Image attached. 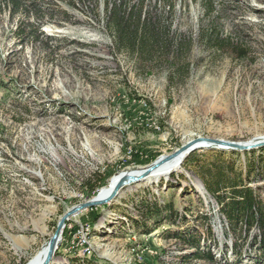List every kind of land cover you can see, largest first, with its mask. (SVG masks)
<instances>
[{
	"label": "rangeland",
	"instance_id": "374dc122",
	"mask_svg": "<svg viewBox=\"0 0 264 264\" xmlns=\"http://www.w3.org/2000/svg\"><path fill=\"white\" fill-rule=\"evenodd\" d=\"M105 1L0 0V264H26L121 170L198 137H264V0H120L170 33L147 60L116 48ZM218 166L264 202V146L199 147L181 170L72 216L51 264H256L258 225L234 233L201 179Z\"/></svg>",
	"mask_w": 264,
	"mask_h": 264
},
{
	"label": "trees",
	"instance_id": "16d2710c",
	"mask_svg": "<svg viewBox=\"0 0 264 264\" xmlns=\"http://www.w3.org/2000/svg\"><path fill=\"white\" fill-rule=\"evenodd\" d=\"M15 6H19V0H10ZM144 2L138 1L125 4L120 0L105 1L107 12V26L113 32L116 48L136 59H149L156 51L167 53L171 48V36L165 27H162L156 15L150 10L144 12ZM201 179L208 190L221 206V212L228 220L234 233L238 230L249 231L253 224L259 227V233L255 234V241H259V252H255L253 259L256 264H264V202L256 194L254 189L233 180L224 167H203ZM90 184V183H89ZM227 188L230 195H226ZM91 191H95L94 184L89 185ZM170 212L174 211V205L169 204ZM170 215V214H169ZM163 219H169L171 216ZM171 219V218H170ZM158 222V221H156ZM154 222V227L158 223ZM241 224V225H240ZM149 232L148 230L144 233ZM179 239L183 244L189 243L196 248L197 256L207 261H218L212 250L200 246V241L192 233L180 234ZM238 241L235 239L232 251L238 254ZM248 256H251L248 254ZM224 264H235L225 261Z\"/></svg>",
	"mask_w": 264,
	"mask_h": 264
},
{
	"label": "water",
	"instance_id": "95a60500",
	"mask_svg": "<svg viewBox=\"0 0 264 264\" xmlns=\"http://www.w3.org/2000/svg\"><path fill=\"white\" fill-rule=\"evenodd\" d=\"M261 146H264V137H260L255 140L247 141V142H236V141H230L220 138H211V137H198L196 139L186 142L172 153L162 155L161 157H159L158 159L154 160L153 162L149 163L144 167L124 171L121 179H119V181L117 182L115 189L113 190L110 196L102 200L89 199L87 201L78 203L72 206L63 214V216L60 218L57 224L55 232L51 235L48 241V247H49L48 255L42 264H51L55 251L57 250L59 242L63 237L66 223L72 216L78 214L79 212L85 209L110 203L119 195L120 191L125 186L131 183L140 182L143 179L154 174L155 171L158 169V167L164 162L172 158L178 157L180 155H182V158H184L188 153L199 147H217V148H226L231 150H247Z\"/></svg>",
	"mask_w": 264,
	"mask_h": 264
},
{
	"label": "bare ground",
	"instance_id": "6f19581e",
	"mask_svg": "<svg viewBox=\"0 0 264 264\" xmlns=\"http://www.w3.org/2000/svg\"><path fill=\"white\" fill-rule=\"evenodd\" d=\"M223 149H226V148H223ZM182 161H183V158H182V155H180L178 157L172 158V159L164 162L163 164H161L158 167V169L155 171L154 174L143 179V181L140 183H146V184L155 183V182H158L162 176H165V175H167L173 171L181 170L183 168L182 167ZM138 168H141V167H138ZM132 169H135V168H129L128 170H132ZM124 171L125 170H121V171L117 172L116 174H114L112 176V178L109 180V183L107 185H105L104 187H102L100 190H98L92 199L93 200H102V199H105L106 197L110 196L111 193L113 192V190L115 189L117 182L119 181V179H121ZM140 183H131L127 186H132V185H136V184L138 185ZM199 188H202L200 183H199ZM86 245H87V243H86ZM48 251H49L48 244H45L41 249L36 251L30 257V259L28 260V262L26 264H42L48 255Z\"/></svg>",
	"mask_w": 264,
	"mask_h": 264
},
{
	"label": "built area",
	"instance_id": "2783aa9c",
	"mask_svg": "<svg viewBox=\"0 0 264 264\" xmlns=\"http://www.w3.org/2000/svg\"><path fill=\"white\" fill-rule=\"evenodd\" d=\"M87 226L88 225H84V224H82V225H80V228H78L77 229V231H78V235H77V239H78V243L79 242H86V240H84V231H86L87 230ZM76 238V237H75ZM75 240V239H74ZM77 243V244H78ZM87 245H88V243H87Z\"/></svg>",
	"mask_w": 264,
	"mask_h": 264
}]
</instances>
